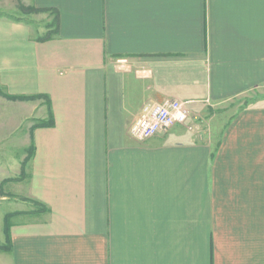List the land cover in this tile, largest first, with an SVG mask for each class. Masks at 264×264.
I'll return each instance as SVG.
<instances>
[{
    "label": "crops",
    "instance_id": "crops-1",
    "mask_svg": "<svg viewBox=\"0 0 264 264\" xmlns=\"http://www.w3.org/2000/svg\"><path fill=\"white\" fill-rule=\"evenodd\" d=\"M26 1L59 28L0 16V136L33 146L0 264H264V104L204 116L264 86V0ZM173 98L188 124L131 136Z\"/></svg>",
    "mask_w": 264,
    "mask_h": 264
},
{
    "label": "rangeland",
    "instance_id": "rangeland-1",
    "mask_svg": "<svg viewBox=\"0 0 264 264\" xmlns=\"http://www.w3.org/2000/svg\"><path fill=\"white\" fill-rule=\"evenodd\" d=\"M26 2V0H0V16L5 15L14 20L24 21L29 24L33 28V31L35 30V33L39 34V36H46L55 30L56 12L52 11V9L44 12L29 11V8H26L29 7V5L26 4ZM257 104H264V86L249 90L245 94L237 96L233 101L227 104L226 108L223 107L218 110L219 116L215 114L217 113V109L205 112V118L211 123V127L210 125L208 127V124H206L205 129L208 128L207 131H210L212 128L213 130L216 125L217 127L215 128L220 129L224 126L223 124L237 112L248 107L251 108V106ZM223 109H225L226 112H224ZM13 112L14 109H12V107L5 110L7 116L13 115ZM1 117L3 118V113L0 107V122ZM209 118H215V122L209 120ZM5 131V136H0V245L2 242L5 241L4 243H6L7 241L5 233V216L17 206L13 202V197L15 195L14 185L17 181L11 177L21 174H19V172L23 170L20 166L22 164L21 159L23 156H27L26 152H23L25 150L24 147L21 145V140L23 141L26 139L24 135L25 126H20L17 132L9 130L7 126ZM8 132H10V134ZM10 220L12 221L13 218Z\"/></svg>",
    "mask_w": 264,
    "mask_h": 264
},
{
    "label": "built area",
    "instance_id": "built-area-1",
    "mask_svg": "<svg viewBox=\"0 0 264 264\" xmlns=\"http://www.w3.org/2000/svg\"><path fill=\"white\" fill-rule=\"evenodd\" d=\"M127 58L115 59L119 68L129 67ZM191 111L187 103L181 99H167L163 102H146L140 115L130 127L134 139L144 140L154 136L161 130L171 128L176 123L188 124ZM191 127V125H189Z\"/></svg>",
    "mask_w": 264,
    "mask_h": 264
},
{
    "label": "trees",
    "instance_id": "trees-1",
    "mask_svg": "<svg viewBox=\"0 0 264 264\" xmlns=\"http://www.w3.org/2000/svg\"><path fill=\"white\" fill-rule=\"evenodd\" d=\"M26 8H29V11H33V12L34 11L44 12V11H49V10L52 9V8H46V7H40L39 8V7H35L34 5L26 7ZM52 11L56 12V14H57V17H56V28L50 34H48L46 36H39V39H41V40L42 39L45 40V39H48L49 37L53 36L57 32V30L59 28V13H58V10L57 9H52ZM8 96L10 98H12V99H26L28 97V96H25V94L21 95V96H18V95H8ZM52 124H54V118L52 116L50 117L49 120H41V121L38 122V125H50L51 126ZM32 150H33V146L30 148L29 154H27L28 155L27 158L32 156V154H31ZM24 174H25V163L23 164V170L21 172V176H19L18 179L22 178L24 176ZM12 215L13 214H7L6 217H5L6 218L5 219V232H6V240L7 241H10V231L9 230H10V226H11V222H12L10 220L12 218ZM3 247H5V246L0 245V248H3Z\"/></svg>",
    "mask_w": 264,
    "mask_h": 264
}]
</instances>
